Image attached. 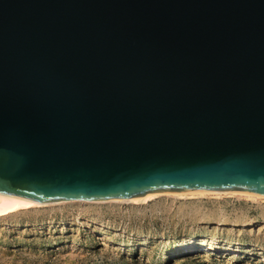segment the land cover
I'll return each mask as SVG.
<instances>
[{
  "label": "water",
  "instance_id": "water-1",
  "mask_svg": "<svg viewBox=\"0 0 264 264\" xmlns=\"http://www.w3.org/2000/svg\"><path fill=\"white\" fill-rule=\"evenodd\" d=\"M0 191L264 195V0H0Z\"/></svg>",
  "mask_w": 264,
  "mask_h": 264
},
{
  "label": "rangeland",
  "instance_id": "rangeland-1",
  "mask_svg": "<svg viewBox=\"0 0 264 264\" xmlns=\"http://www.w3.org/2000/svg\"><path fill=\"white\" fill-rule=\"evenodd\" d=\"M243 220L253 224L231 223ZM189 238L230 249L182 248ZM0 264H264V199L159 196L33 207L0 216Z\"/></svg>",
  "mask_w": 264,
  "mask_h": 264
},
{
  "label": "bare ground",
  "instance_id": "bare-ground-1",
  "mask_svg": "<svg viewBox=\"0 0 264 264\" xmlns=\"http://www.w3.org/2000/svg\"><path fill=\"white\" fill-rule=\"evenodd\" d=\"M239 196V197H245L247 199H264V195L253 193V192H247V191H163V192H152L143 196H137L132 197L129 199H121V200H111V201H87V200H59V201H53V202H41L32 198L19 196L15 194H10L6 192L0 191V216H9L19 213L23 210H28L33 207H41V206H53V205H63V204H75V203H130V204H141V203H147L152 199H155L159 196H171L176 197L180 199L184 198H196V197H206V196H212V197H221V196ZM242 217V216H241ZM220 223H226L224 221H220ZM234 225H243V226H250L253 224L252 220L248 221H234L231 222ZM124 242V241H123ZM144 242L140 241L135 246H140ZM131 245H134L131 243ZM180 245L182 248H186L187 250L190 249H199L202 251H206L209 249H218V250H229L230 248H227L226 245L218 246L213 242H202L198 238H189L184 239L180 242ZM233 249V248H231Z\"/></svg>",
  "mask_w": 264,
  "mask_h": 264
}]
</instances>
